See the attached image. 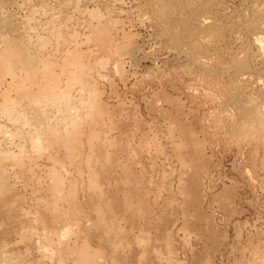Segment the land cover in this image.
Wrapping results in <instances>:
<instances>
[{
    "label": "rangeland",
    "instance_id": "rangeland-1",
    "mask_svg": "<svg viewBox=\"0 0 264 264\" xmlns=\"http://www.w3.org/2000/svg\"><path fill=\"white\" fill-rule=\"evenodd\" d=\"M35 1L7 0L10 5L5 2L0 8V18L9 16L12 26L20 29L13 27L17 34L12 30L3 35L0 51L4 44L18 42L22 34L24 39L18 43H23L35 56V65L38 62L36 66L33 64L36 83L20 67L13 74L0 70V91L3 90L0 92V153L11 154L0 163V258L3 257L0 264H77L74 248L83 243L88 232L102 239L91 242L103 251L101 264H113L114 256L115 264H264V129L258 124L257 127L253 124L250 130L242 128L248 119L242 112L245 108L253 103L264 111V62L257 56L252 35L233 26L241 20L240 13L248 14L244 19L251 17L250 4L254 0H195L207 5L205 16L222 25L223 32L227 31L221 34L223 38L227 36L225 41L222 37L219 40L212 37L214 42L212 38L203 40V51L197 56L188 49L193 42H201H196L195 36L193 39L188 36L190 39L183 38L177 44L154 16L148 0ZM33 2L38 3L33 6ZM260 8L263 12L264 0ZM180 12L174 11L175 21L171 24L178 36L184 27L177 20ZM231 16L236 17L232 27L227 23ZM191 21L187 23L192 25L189 29L194 26ZM51 24L62 25V38L50 35ZM45 27L46 30L50 27L49 33L44 31ZM98 33L105 38L103 47L96 38ZM39 39L48 40L41 50L35 43ZM26 42L32 47L28 48ZM243 55L252 74L241 75L232 64L233 57ZM64 56L79 57L83 78L96 93L95 103L101 110L95 127L101 134V147L94 154L90 152L84 134L88 127L83 124L79 132L81 146L73 163L67 159L62 139L49 145L52 138L45 132L43 146L38 151L29 143L37 126L24 123L22 118H11L3 111L16 104L17 99L22 104L25 101L23 109L30 110L27 98L20 94L27 87L28 92H35L40 82H48L49 75L39 65L44 58L50 62L52 76L61 78L59 84H63H58V91L63 90L68 75L74 74L71 61L66 64ZM229 57H232L230 61ZM69 65L70 71L66 73L65 67ZM78 85L71 89L72 97L83 90ZM76 107L55 115L48 110L42 113L47 114L45 118L50 124L58 122L62 114L67 118L76 113L79 120H84L86 111ZM66 125L59 124L63 135ZM182 140L185 142L180 145ZM105 153L111 157L106 159ZM90 169L101 174L97 179L102 194L98 195L97 203L108 201L111 205V214L99 215L105 223L111 218L110 225L114 224L106 232L105 226L97 227L98 213L92 208L95 195L87 184ZM59 175L62 179L66 177L65 198L58 200L56 210H50V205L56 202L50 190L52 180ZM192 180L197 181L195 187V183L191 184L198 198L195 202L188 200L187 187ZM73 183L77 185V196L68 197V184ZM115 229L122 231L121 239L114 236ZM63 231L66 237L69 235L66 242L69 241L70 252L65 259L52 250L58 246L53 242L57 233ZM107 234H114L111 241H115L117 248L120 244L117 254L110 251Z\"/></svg>",
    "mask_w": 264,
    "mask_h": 264
},
{
    "label": "bare ground",
    "instance_id": "bare-ground-1",
    "mask_svg": "<svg viewBox=\"0 0 264 264\" xmlns=\"http://www.w3.org/2000/svg\"><path fill=\"white\" fill-rule=\"evenodd\" d=\"M7 0H0V8H2V6H3V4L6 2ZM9 1V0H8ZM32 1V0H31ZM35 1V0H34ZM37 1V0H36ZM35 1V2H36ZM195 0H148V3L152 6V11H153V14H154V16L160 21V23L163 25V27H164V29L166 30V32H167V34H169V35H171V37L172 38H174V40H175V42L177 43V44H179L180 43V40L181 39H183V38H187L188 36H191L190 38H192V36H195V38L197 39L196 40V42L197 41H199V42H201L200 44H196V43H192V45L190 46V48L188 49V50H190V51H188L190 54H192L193 56L194 55H198L199 54V52H201V51H203V49H202V47H203V45H202V47H201V44H204V43H202V41L203 40H206V38L208 39V38H212V37H214V38H216V39H218L219 40V38H221L222 37V33H225V32H227V31H225V32H223L222 30H223V26L222 25H218L217 23H216V21H214V20H210L211 18L210 17H207V15L205 16V14H207L206 12H207V10H208V6L207 5H201L200 4V2H194ZM197 1V0H196ZM221 1H223V0H221ZM232 0H230V2H231ZM244 1V0H243ZM251 2H252V0H250ZM261 1L262 0H254L251 4H250V10H251V17H249V19H247V17H248V14L247 15H245V16H247L246 17V19H244L243 17H245L244 16V13H240V15H239V17H240V19L241 20H239V17H238V19L237 20H239V22H235L236 20H235V16H231V18H230V20L227 22L228 24H230V26L232 27V24H233V26L235 25V27H239V28H237V30L238 29H241V30H243V31H245L246 33H248V34H250V35H252V37H253V43H254V45L256 46V48H257V50H258V55L257 56H259L260 58H261V60L264 62V11L262 12L261 11V8H260V3H261ZM11 2V1H10ZM35 2H33V4L35 3ZM39 2V1H38ZM37 2V3H38ZM67 2V1H66ZM214 2H215V0H214ZM220 2V1H219ZM239 2H240V0H239ZM245 2V1H244ZM243 2V3H244ZM26 3V2H25ZM30 3V2H29ZM32 3V2H31ZM37 3H35V4H37ZM42 3H43V0H42ZM41 3V4H42ZM45 3V2H44ZM47 3V2H46ZM59 3H60V1H59ZM212 3H213V1H212ZM217 3V2H216ZM228 3H229V1H228ZM247 3V2H246ZM6 5L7 4H9V3H5ZM4 4V5H5ZM27 4V3H26ZM32 4V5H33ZM35 4L33 5V6H35ZM41 4H39L40 6H42ZM10 5V4H9ZM28 5V4H27ZM26 5V6H27ZM31 5V6H32ZM262 5V4H261ZM8 6V5H7ZM32 6V7H33ZM5 7V6H4ZM28 7H30V6H28ZM39 7V6H38ZM73 7H74V4H73ZM236 7V6H235ZM246 7V6H245ZM33 8H35V7H33ZM37 8V7H36ZM41 8V7H40ZM42 8H43V6H42ZM45 8H47V6L45 7ZM44 8V9H45ZM76 8V7H75ZM27 9V8H26ZM25 9V10H26ZM31 9V8H30ZM180 10L181 12H180V16H176L177 17V20L179 19V22L182 24H184V27L182 28V30H181V32H179V36H178V34L177 33H175V30H173L174 28H171V24L173 23V21H175V14H174V11L175 10ZM234 9V8H233ZM246 9V8H245ZM28 10V9H27ZM32 10V12L34 11L33 9H31ZM37 10V9H36ZM234 10H236V9H234ZM248 10H249V8H248ZM249 10V11H250ZM45 11V10H44ZM237 11V10H236ZM247 11V10H246ZM39 12H41V11H39ZM177 12H179V11H177ZM229 12V11H228ZM1 13V12H0ZM38 13V12H37ZM57 13V12H56ZM176 13V12H175ZM237 13V12H236ZM249 13V12H248ZM3 14V13H2ZM2 14H1V16H2ZM49 14H52V13H49ZM58 14V13H57ZM178 14V13H177ZM228 14V13H227ZM230 14V13H229ZM228 14V15H229ZM232 15V14H231ZM28 16H29V14H28ZM32 16V15H31ZM41 16V15H40ZM59 16V15H58ZM2 17H4V18H2ZM1 18H0V42L2 43V40L4 39V36L3 35H7V32L9 33L10 31H12L13 30V32H14V30L15 29H13V27H16V26H12V23H11V20H10V18H9V16L7 17H5V15H3ZM36 17H38V15L37 16H35V18ZM42 17V16H41ZM60 17V16H59ZM46 18V17H45ZM49 18V17H48ZM217 18V17H216ZM28 19V18H27ZM54 19V18H53ZM63 19L64 18H62V21H63ZM220 19V18H219ZM219 19H218V21H219ZM224 19V18H223ZM33 20V19H32ZM35 20V19H34ZM37 20V19H36ZM51 20H52V18H51ZM191 20H193V22L191 21ZM221 21H222V19H220ZM23 21H25V20H23ZM56 21V20H55ZM54 21V22H55ZM192 22L193 24H194V26H193V28L192 29H189V26H188V22ZM221 21H220V24H222L221 23ZM225 21V20H224ZM30 22V21H29ZM35 22V21H34ZM33 22V23H34ZM53 22V23H54ZM58 22V21H57ZM66 22V21H65ZM65 22H64V24H65ZM225 22V23H226ZM27 23V22H26ZM59 23H62V22H59ZM175 23V22H174ZM226 23V24H227ZM34 24H36V23H34ZM50 24V23H49ZM63 24V23H62ZM183 24L181 25V26H183ZM15 25V24H14ZM23 25V24H22ZM53 24H51V26H52ZM176 25V24H175ZM174 25V26H175ZM218 25V26H217ZM18 26V25H17ZM24 26H25V24H24ZM41 26V25H40ZM46 26H48V25H46ZM62 26V25H61ZM60 26V24L57 26V27H51V30H50V35H52V36H54L55 38H57V37H61L62 36V34H63V28ZM173 26V25H172ZM227 26V25H226ZM229 26V25H228ZM229 26V27H230ZM27 27H29L30 28V26H27ZM32 27V26H31ZM36 27V26H35ZM62 29H61V28ZM65 27V26H64ZM179 27H180V25H179ZM190 27H192V25L190 26ZM215 27V28H214ZM16 28H18V27H16ZM28 28V29H29ZM176 28H177V26H176ZM181 28V27H180ZM180 28H179V30H180ZM226 28V27H225ZM228 28V27H227ZM19 29V28H18ZM36 29H38V28H36ZM45 30V32L47 31L48 32V30L50 29V27H49V29L48 30H46V27L44 28ZM211 29H214L213 30V32L212 31H210ZM231 29V28H230ZM235 29V28H234ZM20 30V29H19ZM22 30V29H21ZM27 30V29H26ZM41 30H42V27H41ZM95 30V29H94ZM232 30V29H231ZM24 31V30H23ZM29 31V30H28ZM31 31V30H30ZM40 31V30H39ZM39 31H37V32H39ZM178 31V30H177ZM229 31V30H228ZM240 31V30H239ZM16 32H17V30H16ZM16 32H14L15 34H17ZM20 32H22V31H20ZM27 32V31H26ZM33 32H34V30H33ZM94 32V31H93ZM11 33V32H10ZM22 33H24V32H22ZM49 33V32H48ZM29 34H30V32H29ZM37 34V33H36ZM92 34H94V33H92ZM239 34V33H238ZM14 35V34H13ZM19 35V37H20V33L18 34ZM232 35V34H231ZM240 35H241V33H240ZM10 36V35H9ZM21 36H22V40L21 41H23V39H24V37H23V35L21 34ZM36 36H38V34L36 35ZM65 36H66V33H65ZM26 37H29V36H26ZM32 37H34V36H32ZM42 37H44V36H41L40 38H42ZM227 38V36H224V38ZM242 37V36H241ZM248 37H250V36H248ZM251 37V38H252ZM46 38V37H45ZM49 38V37H48ZM47 38V39H48ZM62 38V37H61ZM63 38H66V37H63ZM96 38H97V40H98V42H99V44H100V46L101 47H103L104 46V37H103V34L102 33H98V34H96ZM189 38V37H188ZM188 38L187 39H185V40H188ZM189 38V39H190ZM223 38V37H222ZM224 38H223V40H224ZM225 38V39H226ZM8 39H10V38H8ZM29 39V38H28ZM32 39V38H31ZM35 39V38H34ZM193 39V38H192ZM199 39V40H198ZM244 39V38H243ZM249 39V38H248ZM14 40V39H13ZM19 39L17 40L18 42L20 41ZM26 40V39H25ZM24 40V41H25ZM36 40V39H35ZM66 40V39H65ZM95 40V39H94ZM211 40V39H210ZM210 40H209V42H210ZM10 41H12V39L10 40ZM27 41V40H26ZM29 41V40H28ZM60 41V40H59ZM63 41V40H62ZM96 41V40H95ZM192 41H195V40H191V42ZM212 41H213V38H212ZM211 41V42H212ZM215 41H217V40H215ZM225 41V40H224ZM4 42V41H3ZM8 42H9V40H8ZM18 42H16L15 41V43H13V42H11V43H6V44H4L5 46V48H2V50L0 51V70H1V72H4L5 74H13L14 72H15V70H16V68H18V67H20V68H22L25 72H27V74H28V76H29V78H31L33 81H34V79H36V70H35V68H34V65H35V63H34V57H33V55L29 52L30 50L28 49L27 50V47H26V49H25V47L22 45V44H19ZM32 42V41H31ZM37 42V48L38 49H40L41 50V48L45 45V43L46 42H48V40L46 41V39H39V40H37V41H35V43ZM51 42V41H50ZM53 42V41H52ZM51 42V43H52ZM54 42H55V40H54ZM214 42V41H213ZM0 43V44H1ZM27 43V42H26ZM252 43V42H251ZM24 44H25V42H24ZM50 44V43H49ZM2 45H3V43H2ZM27 46L29 45V43H27L26 44ZM25 45V46H26ZM53 45H54V43H53ZM59 45V44H58ZM208 45V44H207ZM30 46V45H29ZM28 46V48H31L32 46H30L29 47ZM47 46V45H46ZM251 46V45H250ZM254 46V47H255ZM57 47V46H56ZM62 49V48H61ZM244 49V48H243ZM32 50V49H31ZM59 50H60V48H59ZM117 50V49H116ZM116 50H115V52H114V54L115 53H117L116 52ZM37 51V50H36ZM39 51V50H38ZM61 51V50H60ZM242 52V51H241ZM35 53V52H34ZM39 53V52H38ZM42 53V52H41ZM49 53V52H48ZM55 53V52H54ZM36 54V53H35ZM63 54V53H62ZM242 54V53H241ZM257 54V53H256ZM39 55V54H38ZM52 55V54H51ZM51 55H48L49 57L51 56ZM117 55V54H116ZM119 55V54H118ZM196 55V56H197ZM53 56V55H52ZM71 56V55H70ZM70 56H64L63 57V61L67 64V62L68 61H71L72 62V64H71V62H70V65H72L71 67H72V69L71 70H73L74 71V74H73V72L71 73V74H69L68 75V77H67V79H66V83H64L65 85H62V86H65L64 87V89L63 90H61V91H58V89H57V86H58V84H59V80L61 79H59L57 76H52V68H51V65H50V62H48V61H46L45 60V58H44V60L42 59V60H40V64L39 65H41V67L43 68V72H46L47 73V75H49L48 76V82H46L45 84H42V82H40L41 83V86H39V88H37V91H35V92H28L29 91V89H28V87H27V89H28V91H27V89H26V91H25V89L24 90H22V91H25V92H23V94H20V95H25L24 97H26L27 98V105L29 106V109L30 110H26V109H23L22 107V105H24V102H23V104H22V101L21 100H18L17 99V101H15V102H17L16 104H14V105H12V107L10 108V109H5V110H3L9 117H11V118H15L16 117V119L17 118H22V120H23V122L25 121L28 125L29 124H32L33 126H37V127H35L36 128V130H35V128H34V130H35V134L33 135V136H30V146H32V147H34V149L36 148L37 150L38 149H40V148H42V146H43V142L41 143V140H42V136L44 137V135L45 134H49L50 136H51V138L52 139H50V141L48 140V144L50 145V144H53V143H55V142H60V139H62L63 140V142L65 143V145H64V147H65V151L67 152V159H68V161L70 162V163H73V162H75V159H74V155L76 154V152H77V150H78V148H79V146H81L80 145V139H79V134H81V133H79L80 132V129H81V127H82V125L83 124H85V125H87V131L85 130V133L84 134H86V144H87V146H88V148H89V150H90V152H94V151H96V150H99V148L101 147L100 145H101V143H100V141L102 140L101 139V134H99V132H97L96 131V129H95V127L99 124V120H100V114H99V110L100 109H98V107H97V105H96V103H95V100H96V93L92 90V89H90L89 87H87V86H89L88 85V82L86 81V80H84V78H83V75H82V71H81V68L79 67V57H70ZM190 56V55H189ZM253 57L255 56V55H252ZM256 56V57H257ZM41 57V56H40ZM47 57V56H46ZM54 57V56H53ZM233 57V56H232ZM232 57H229V61H230V58H232ZM251 56H249V58H250ZM256 57H255V59H256ZM258 57V58H259ZM38 58V57H37ZM80 58H81V56H80ZM193 59H195V57L193 58ZM198 59H200V58H198ZM197 59V60H198ZM255 59H253V60H255ZM36 60V59H35ZM39 60V59H38ZM48 60V59H47ZM50 60V59H49ZM52 60V59H51ZM59 60V59H58ZM53 61V60H52ZM232 61V64H233V66H234V68L236 69V71L238 72V73H240L241 75L242 74H247L248 75V73L250 72L251 73V68H250V66L246 63V60H245V58H244V55H243V57H239V58H234L233 57V59L231 60ZM259 62V61H258ZM62 63V62H61ZM256 63V62H255ZM261 63V62H260ZM34 64V65H33ZM37 64H38V62H37ZM36 64V65H37ZM64 64V63H63ZM257 64V63H256ZM264 64V63H263ZM35 65V66H36ZM70 65L69 66H67V68L65 67V72L67 73V72H69L70 71ZM251 65V64H250ZM64 67V66H63ZM58 68V67H57ZM261 69H263V67L261 68ZM56 70V69H55ZM58 70H59V68H58ZM253 71H254V69H253ZM263 72V71H262ZM249 73V74H250ZM255 74H258L257 72H254ZM26 74V73H25ZM59 74V73H58ZM252 74V73H251ZM22 75V74H21ZM240 75V76H241ZM65 76H66V74H65ZM64 76V77H65ZM253 76V75H252ZM255 76V75H254ZM258 76V75H257ZM261 76H262V74H261ZM6 77V76H5ZM23 77V76H22ZM63 77V78H64ZM18 78V77H17ZM44 78H46V77H44ZM43 78V79H44ZM26 79H27V77H26ZM25 79V80H26ZM30 79V80H31ZM42 78H41V80H43ZM256 80H257V78H255ZM24 80V81H25ZM2 81V80H1ZM36 81V80H35ZM34 81V82H35ZM62 82V81H61ZM4 83V82H3ZM36 83V82H35ZM6 84V83H5ZM4 84V85H5ZM61 84H63V83H61ZM61 84H59V85H61ZM77 85V84H79V85H81L82 86V91L81 92H76L77 93V95L75 96V97H72V95H71V92H73V91H71V89L72 88H74V85ZM263 84V83H262ZM27 85V84H26ZM36 85V84H35ZM40 85V84H39ZM78 85V86H79ZM0 86H2V85H0ZM24 86V85H23ZM29 86V85H28ZM30 86H32L31 85V83H30ZM29 86V88H31ZM77 86V87H78ZM25 87V86H24ZM36 86H34V88H35ZM38 87V86H37ZM87 87V88H86ZM261 87V86H260ZM22 88V87H21ZM14 89V88H13ZM61 89V88H60ZM59 89V90H60ZM75 89V88H74ZM86 89V90H85ZM2 90V89H1ZM16 91V90H15ZM75 91V90H74ZM77 91V90H76ZM78 91H79V89H78ZM263 91V90H262ZM1 92V91H0ZM2 92H3V90H2ZM1 92V93H2ZM19 92V91H18ZM261 92V91H260ZM264 92V91H263ZM14 94V93H13ZM262 94V93H261ZM2 97H3V95H2ZM23 97V98H24ZM23 98H20V99H23ZM3 99V98H2ZM6 99H8V98H6ZM15 99V98H14ZM13 99V100H14ZM12 100V101H13ZM24 100V99H23ZM11 101V100H10ZM9 101V102H10ZM255 103V102H254ZM251 104V103H250ZM256 104H258L257 102H256ZM260 105V104H259ZM259 105H257V106H259ZM76 106H80L81 108H83L85 111H86V114H87V117H86V115L84 116L83 115V118H84V120L82 121V120H79V115L78 114H76L75 112V115H72L71 114V112H70V114H71V116L70 117H62L63 116V114L61 115V117H60V119L59 120H57L58 122H54L53 124H50V122L49 123H47V121H46V115H44L42 112L44 111V110H48V112L49 111H51V112H53L54 113V115L55 114H57V113H59V112H63L64 113V111H67V112H69V110H71V109H74V107L75 108H77ZM248 106V105H247ZM262 106H263V104H262ZM26 108V107H25ZM244 109V108H243ZM1 110V109H0ZM80 110V109H79ZM78 110V111H79ZM83 110V111H84ZM2 111V112H3ZM45 111V112H46ZM77 111V112H78ZM101 111V110H100ZM1 112V111H0ZM73 112V111H72ZM242 112H245L244 114H245V116H247L248 117V119H247V121H245V123H243L244 125L242 126V128H247V130H250L249 128L253 125V124H256V127H257V124L261 127V128H263L264 129V111L262 110V109H259V108H257L256 106H254V104L252 103V106H249V107H247V108H245V111L243 110ZM66 113V112H65ZM4 114V113H3ZM49 114V113H48ZM243 114V115H244ZM50 115H52L51 113H50ZM6 116V115H5ZM49 116V115H48ZM48 116H47V118H48ZM58 116V115H57ZM82 116V115H81ZM53 117V118H52ZM52 117H51V121H52V119H54V116L52 115ZM56 117V116H55ZM56 119H58V118H56ZM9 120V119H8ZM10 121H12V120H10ZM15 121V120H14ZM14 121H12V122H14ZM22 122V121H21ZM24 122V123H25ZM53 122V121H52ZM65 123V124H67L66 126H65V133H64V135L62 134L63 133V131L61 132L60 130H61V128H62V126H59V124L60 123ZM23 123V124H24ZM19 124V123H18ZM27 125V126H28ZM24 126V125H23ZM22 126V128H24ZM33 126H31L32 128H33ZM255 126V125H254ZM30 127V126H29ZM28 127V128H29ZM27 128V127H26ZM25 128V129H26ZM27 128V129H28ZM31 128V132H32V129ZM25 129H24V131H25ZM30 129V128H29ZM23 130V129H22ZM63 130V129H62ZM82 130V129H81ZM46 132V133H45ZM60 132H61V134H60ZM45 133V134H44ZM4 134V133H3ZM82 134H83V132H82ZM7 135V134H6ZM5 135V136H6ZM2 135H0V137H1ZM10 137V136H9ZM47 137V136H46ZM61 137V138H60ZM252 137H254V136H252ZM10 140V139H9ZM28 140V139H27ZM52 140V141H51ZM4 141V140H3ZM6 141V140H5ZM8 142V141H7ZM7 142H6V144H7ZM27 142V141H26ZM45 142H47L46 141V139H45ZM182 142H183V140H182ZM185 142V141H184ZM184 142L183 143H180V145L182 144H184ZM46 144V143H45ZM0 145H1V141H0ZM18 145V144H17ZM27 145H29L28 143H27ZM26 145V146H27ZM61 146V145H60ZM2 147V146H1ZM14 147V146H13ZM16 147V146H15ZM45 147H47V146H45ZM106 147V146H105ZM9 148H10V146H9ZM8 148V149H9ZM53 148V147H52ZM87 148V149H88ZM8 149H5V150H7L8 151ZM44 149V148H43ZM42 149V150H43ZM46 149H48V148H46ZM106 149V148H105ZM1 150H3V149H1ZM12 150V149H11ZM10 150V152H13V151H11ZM23 150V149H22ZM55 150V149H54ZM107 150V149H106ZM17 151H18V149H17ZM39 151V150H38ZM44 151V150H43ZM42 151V152H43ZM56 151V150H55ZM54 151V152H55ZM6 152V151H5ZM16 152V151H15ZM20 152V151H19ZM22 152H24V151H22ZM29 152V151H28ZM28 152H26V153H28ZM31 152V151H30ZM37 152V151H36ZM47 152V151H46ZM57 152V151H56ZM56 152H55V155H56ZM83 152V151H82ZM32 153H33V151H32ZM35 153V152H34ZM33 153V154H34ZM60 153V152H59ZM95 153V152H94ZM93 153V154H94ZM8 154L9 155H11L10 153H0V163L2 162V160L3 159H5V158H7L8 157ZM37 154H39V153H37ZM54 154V153H53ZM63 154V153H62ZM66 154V153H65ZM80 154V153H79ZM87 154V153H86ZM106 154V156H105V158L106 159H108L109 157H111V155L109 156V154L108 153H105ZM52 155V154H51ZM92 155V154H91ZM39 157H40V155H38ZM61 156V155H60ZM64 156V155H63ZM98 156H100V155H98ZM102 156V155H101ZM113 156V155H112ZM10 157V156H9ZM29 157V156H28ZM42 157H44V156H42ZM86 157V156H85ZM88 157V156H87ZM93 156H91V158H92ZM25 158V157H24ZM49 159H50V157H48ZM91 158H89V159H91ZM10 159V158H9ZM33 159H36V157L35 158H33ZM32 159V160H33ZM101 159V158H100ZM194 159V158H193ZM40 160V159H39ZM53 160V159H52ZM85 160H86V158H85ZM84 160V161H85ZM88 160V159H87ZM25 161V160H24ZM31 161V160H30ZM36 161V160H35ZM83 161V162H84ZM113 161V160H112ZM10 162H12V160H10ZM37 162V161H36ZM61 162H63V161H61ZM64 162H66V161H64ZM96 162V161H95ZM101 162V161H100ZM104 162V161H103ZM102 162V163H103ZM30 163V162H29ZM33 163V162H32ZM49 163V162H48ZM55 164H56V162H54ZM66 163H68V162H66ZM87 165L90 163V160H88L87 162H85ZM84 163V164H85ZM99 163V162H98ZM106 163H107V161H106ZM191 163V162H190ZM14 164V163H13ZM35 164V163H34ZM37 164V163H36ZM50 164H52V163H50ZM61 164V163H60ZM195 164V163H194ZM48 165V164H47ZM59 165V164H58ZM75 165V164H74ZM80 165V164H79ZM95 165V164H94ZM33 166V165H32ZM36 166V165H35ZM84 166V165H83ZM99 166V165H98ZM106 166V165H105ZM192 166H194V165H192ZM13 167V166H12ZM31 167V166H30ZM53 167V166H52ZM87 167V166H86ZM85 167V168H86ZM92 167V166H91ZM196 168H197V165L195 166ZM62 168H65L64 166L62 167ZM79 170H81V167L80 166H78L77 167ZM84 168V169H85ZM97 168V167H96ZM100 168V167H99ZM46 169V168H45ZM53 169V168H52ZM69 169V168H68ZM87 169H88V167H87ZM93 169V168H92ZM92 169H90L89 170V178H88V181H87V184H88V186H89V188L92 190V192H94V197H92L93 199H92V202H93V210L96 212V213H98V222H97V227H103L104 228V226H105V228H104V230L105 229H107L108 227H112L113 228V226H114V224L113 225H110L111 223V218H110V216H108L107 214V217H108V219H109V221H107L106 223H107V225H106V223L104 222V219H103V217H101V216H99L100 215V213L101 214H103L104 213V216H105V212H109L108 214H111V205L108 203V201L106 202V203H103L102 205L101 204H98L97 203V198H99V196L98 195H100L101 196V194H102V189L100 188V184L98 183V179H97V177H98V171H96V170H92ZM29 170V169H28ZM43 170V169H42ZM56 170V169H55ZM65 170V169H64ZM64 170H63V172H64ZM71 170V169H70ZM34 171V170H33ZM47 171V170H46ZM53 171H54V169L52 170V173H53ZM66 171H67V169H66ZM65 171V172H66ZM103 172H104V170H102ZM29 172H30V170H29ZM64 172V173H65ZM68 172V171H67ZM71 172V171H70ZM34 173H35V171H34ZM58 173V172H57ZM83 173V172H82ZM123 173V172H122ZM61 175H62V172L60 173ZM68 174V173H67ZM66 174V175H67ZM78 174H80L79 172H78ZM69 175H70V173H69ZM101 175V174H100ZM99 175V176H100ZM127 175V174H126ZM37 176V175H36ZM82 176V175H81ZM84 176V175H83ZM123 176V175H122ZM52 177V176H51ZM125 177V176H124ZM123 177V178H124ZM1 178V177H0ZM32 178H33V176H32ZM66 178V177H65ZM65 178H63L62 179V177H60V175H59V177H54V179L52 180V178H50V180H52V185H51V188H50V190H51V192H52V194L56 197L55 199H56V202L55 203H52L51 205H50V210L52 209V210H56V207L57 206H59L58 205V200H60V199H63V198H65V196H64V192H63V190L64 189H66L65 187H66V185H65V183H64V180H65ZM100 178V177H99ZM126 178V177H125ZM129 178V177H128ZM40 179V178H39ZM75 179V178H74ZM73 179V180H74ZM77 179V178H76ZM75 179V180H76ZM127 179V178H126ZM75 180H74V182H75ZM33 181V180H32ZM41 181V180H40ZM72 181V180H71ZM80 181V180H79ZM83 181V180H82ZM131 181V180H130ZM48 182V181H47ZM66 182H68V181H66ZM77 182V181H76ZM75 182V183H76ZM35 183V182H34ZM75 183H73V184H68V189H67V196L68 197H74V195H75V193H76V190H77V185L75 184ZM193 183H195V185H194V187L196 186V183H197V181H194V180H192V181H190V185H189V187H187V192H188V200L189 201H191V202H195L196 201V194L193 192V186L191 185V184H193ZM0 189H1V186H0ZM81 189V188H80ZM87 189V188H86ZM105 190V189H104ZM48 194V193H47ZM105 194V193H104ZM126 194V193H125ZM124 195V194H123ZM129 195H131V194H129ZM128 195V196H129ZM185 195V194H184ZM183 195V196H184ZM54 196H52V197H54ZM75 196H77V195H75ZM127 196V195H126ZM126 196H125V198H126ZM128 196H127V198H128ZM44 197V196H43ZM122 197H124V196H122ZM130 197V196H129ZM105 198V197H104ZM127 198H126V200H127ZM44 200H45V198H43ZM111 199H113V198H111ZM110 199V200H111ZM198 199V198H197ZM80 200V199H79ZM101 200V199H100ZM106 200V199H105ZM122 200V199H121ZM104 201V200H103ZM102 202V201H101ZM112 202V201H111ZM123 202H125V201H123ZM198 202V201H197ZM126 204V203H125ZM126 205H128V203L126 204ZM193 205V204H192ZM113 206V205H112ZM122 206V205H121ZM124 206V205H123ZM78 207V206H77ZM79 208H80V205H79ZM124 209H125V206L123 207ZM127 210V209H126ZM60 212V211H59ZM113 213V212H112ZM68 214V213H67ZM114 214V213H113ZM112 217H114L113 215H112ZM115 218V217H114ZM70 219V218H69ZM106 219V218H105ZM50 220V219H49ZM77 222H78V220H76ZM69 223V222H68ZM73 223V222H72ZM89 223V222H88ZM115 223V222H114ZM96 224V223H95ZM116 224V223H115ZM66 225V224H65ZM77 225V224H76ZM67 226H69V225H67ZM66 226V227H67ZM116 226V225H115ZM65 227V226H64ZM77 227V226H76ZM96 227V228H97ZM52 229H54V228H52ZM57 229V228H56ZM64 229V228H63ZM70 229V228H69ZM48 230V229H47ZM68 230V229H67ZM94 230V229H93ZM99 230H100V228H99ZM116 230V234L114 235L115 237H116V239H121L122 238V231L121 230H118V229H115ZM50 231V230H49ZM54 231H55V229H54ZM53 231V232H54ZM66 231V230H65ZM65 231H63V232H61L60 234H59V232L57 233L58 235H57V237L55 238V240L53 241L52 239H50L49 240V238L48 237H45V238H47L46 240L47 241H53L54 243H56V245H58L57 246V248H53L52 250L54 251V253H55V251H57L58 252V254H59V256H60V258L61 259H65L66 257H67V252L69 251L70 252V250H68L69 248H68V246H67V243L69 242L68 240V242H66V238H68V236L66 237L65 236V234H66V232ZM70 231V230H69ZM68 231V232H69ZM74 231V230H73ZM72 231V232H73ZM56 232V231H55ZM67 232V233H68ZM76 232V231H75ZM105 232H106V230H105ZM109 232H110V230H109ZM44 233V232H43ZM46 233V232H45ZM70 233V232H69ZM85 233V232H84ZM56 234V233H55ZM80 234H81V232H80ZM48 235L50 236L51 234H49L48 233ZM53 235V234H52ZM82 235V234H81ZM80 235V236H81ZM108 236H106V240H108L109 241V245L111 246V252H112V254H117L118 253V251H120V249L118 250V248L120 247V244H118V248L115 246V241H111L113 238H111L113 235H111V234H107ZM46 236V235H45ZM54 236V235H53ZM78 237V238H81V237ZM77 237V236H76ZM70 238V237H69ZM77 238V239H78ZM99 236H97V235H95V234H93V233H87L86 234V237H85V239L83 240V243L81 244L80 242V246L78 247V248H74L76 251H75V259H76V262H77V264H101V261H102V258H103V251L100 249V248H95V247H93L92 245H91V242L92 241H98V242H101L102 241V239L100 238ZM123 238H124V236H123ZM70 240V239H69ZM75 240V239H74ZM81 240V239H80ZM56 241V242H55ZM107 241V242H108ZM117 241V240H116ZM139 241V240H138ZM48 242V243H49ZM106 242V241H105ZM74 243H76V242H74ZM73 243V244H74ZM120 243V242H119ZM72 244V245H73ZM78 244V243H77ZM108 245V246H109ZM75 246V245H74ZM107 246V247H108ZM50 247V246H49ZM72 247V246H71ZM70 247V248H71ZM52 248V247H51ZM110 248V247H109ZM49 250V249H48ZM38 251H40V250H38ZM47 251V250H46ZM74 251V250H73ZM110 251H109V254H110ZM54 253H52V254H54ZM47 254H48V252H47ZM51 254V255H52ZM122 254V253H121ZM41 255V254H40ZM55 255V254H54ZM69 256H71V255H69ZM122 256V255H121ZM121 256H119V257H121ZM45 257V256H44ZM107 257V256H106ZM141 257V256H140ZM48 258V257H47ZM59 258V257H58ZM70 258H72V257H70ZM110 258V257H109ZM118 258V257H117ZM60 259V260H61ZM74 259V258H73ZM140 259V258H139ZM3 260V257L2 258H0V262ZM59 260V259H58ZM67 260V259H66ZM117 259H115V256H114V263L113 264H115V261H116ZM105 261V260H104ZM52 262V261H51ZM109 262H111V260L109 261ZM139 263V262H138ZM105 264V263H104Z\"/></svg>",
    "mask_w": 264,
    "mask_h": 264
}]
</instances>
